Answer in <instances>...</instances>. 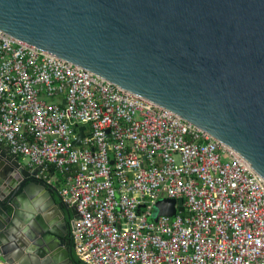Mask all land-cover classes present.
<instances>
[{
  "label": "built area",
  "instance_id": "obj_1",
  "mask_svg": "<svg viewBox=\"0 0 264 264\" xmlns=\"http://www.w3.org/2000/svg\"><path fill=\"white\" fill-rule=\"evenodd\" d=\"M0 143L77 209L73 246L84 264H264V178L246 159L1 30ZM166 198L176 214L155 218ZM0 264H10L1 249Z\"/></svg>",
  "mask_w": 264,
  "mask_h": 264
},
{
  "label": "water",
  "instance_id": "obj_2",
  "mask_svg": "<svg viewBox=\"0 0 264 264\" xmlns=\"http://www.w3.org/2000/svg\"><path fill=\"white\" fill-rule=\"evenodd\" d=\"M0 30L191 121L264 178V0H0ZM41 169L0 143L3 260L77 264L69 220L80 214ZM176 204L161 199L155 218Z\"/></svg>",
  "mask_w": 264,
  "mask_h": 264
},
{
  "label": "flooded vegetation",
  "instance_id": "obj_3",
  "mask_svg": "<svg viewBox=\"0 0 264 264\" xmlns=\"http://www.w3.org/2000/svg\"><path fill=\"white\" fill-rule=\"evenodd\" d=\"M31 181H34V180H31ZM0 201H3V204H4L3 206L2 205L0 206L3 209V213H2V215L0 217V233H1V232L7 231L10 228L11 223H12V220H11L12 217H11L10 212L7 209H5V207L8 206V204H9L8 203V200H5V199L2 200V199H0ZM69 222H71V224H72L71 219L69 220ZM1 224H3L4 227H1ZM72 230H73V228L71 230L69 228V232L71 231V234H69V237L72 236Z\"/></svg>",
  "mask_w": 264,
  "mask_h": 264
},
{
  "label": "rangeland",
  "instance_id": "obj_4",
  "mask_svg": "<svg viewBox=\"0 0 264 264\" xmlns=\"http://www.w3.org/2000/svg\"><path fill=\"white\" fill-rule=\"evenodd\" d=\"M19 160H20V163H21L24 167H26V168H30L28 157H26V156H21V157H19Z\"/></svg>",
  "mask_w": 264,
  "mask_h": 264
},
{
  "label": "trees",
  "instance_id": "obj_5",
  "mask_svg": "<svg viewBox=\"0 0 264 264\" xmlns=\"http://www.w3.org/2000/svg\"><path fill=\"white\" fill-rule=\"evenodd\" d=\"M72 257H73V260L76 261L77 264H84L83 261L76 254V251L74 248L72 250Z\"/></svg>",
  "mask_w": 264,
  "mask_h": 264
},
{
  "label": "crops",
  "instance_id": "obj_6",
  "mask_svg": "<svg viewBox=\"0 0 264 264\" xmlns=\"http://www.w3.org/2000/svg\"><path fill=\"white\" fill-rule=\"evenodd\" d=\"M72 220V219H71Z\"/></svg>",
  "mask_w": 264,
  "mask_h": 264
}]
</instances>
